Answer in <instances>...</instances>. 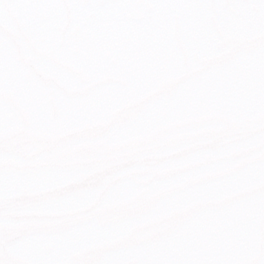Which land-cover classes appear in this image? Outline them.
<instances>
[{"label":"water","instance_id":"water-1","mask_svg":"<svg viewBox=\"0 0 264 264\" xmlns=\"http://www.w3.org/2000/svg\"><path fill=\"white\" fill-rule=\"evenodd\" d=\"M0 264H264V0H0Z\"/></svg>","mask_w":264,"mask_h":264}]
</instances>
